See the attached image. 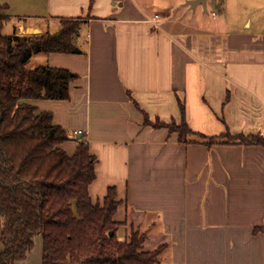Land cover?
<instances>
[{
	"label": "crops",
	"instance_id": "obj_1",
	"mask_svg": "<svg viewBox=\"0 0 264 264\" xmlns=\"http://www.w3.org/2000/svg\"><path fill=\"white\" fill-rule=\"evenodd\" d=\"M186 1L0 0V6L12 31L24 24L38 27V35L56 32L59 18H83L73 37L79 52H39L26 65L74 73L68 99L27 102L67 131L62 147L69 155L75 139H86L95 158L88 194L102 203L115 189L118 240L133 229L144 234V250L163 245L156 264H264V146L185 142L144 124L145 117L179 124L180 102L195 132L264 135L263 22L253 29L247 16L237 29L225 8L217 15L210 0L206 10ZM1 224L0 217V235ZM41 248L37 236L17 264H41Z\"/></svg>",
	"mask_w": 264,
	"mask_h": 264
},
{
	"label": "trees",
	"instance_id": "obj_2",
	"mask_svg": "<svg viewBox=\"0 0 264 264\" xmlns=\"http://www.w3.org/2000/svg\"><path fill=\"white\" fill-rule=\"evenodd\" d=\"M0 6V264L24 261L40 236L41 264H156L163 245L144 250V234L131 229L118 240L120 222L113 216L119 204L113 187L103 202H93L88 186L95 178V158L87 142L69 155L62 147L67 131L38 111L32 99L66 100L76 75L65 68L26 65L44 52L77 53L73 42L83 18H59L56 32L19 36L2 32L9 16ZM181 121L166 123L144 118L153 128L177 132L178 139L211 145L221 142L264 146V135L215 136L193 131L179 102ZM195 139L188 140L189 137ZM226 138V141H223ZM114 231L110 236L109 231Z\"/></svg>",
	"mask_w": 264,
	"mask_h": 264
},
{
	"label": "rangeland",
	"instance_id": "obj_3",
	"mask_svg": "<svg viewBox=\"0 0 264 264\" xmlns=\"http://www.w3.org/2000/svg\"><path fill=\"white\" fill-rule=\"evenodd\" d=\"M264 0H255L253 4H238L236 6H230V0H210L211 7L209 10L213 9L217 15H221L224 12V8L226 9L227 13L231 16H235L237 19V29H240L241 22L247 17H251L252 21V28L255 29V24L257 21L263 22L262 25H259L261 28L264 27ZM221 3V5H220ZM235 3H232V5ZM245 5L247 7H245ZM3 12L8 15L4 10ZM9 16V15H8ZM11 17L6 18L3 24L2 32L4 34H9L12 32L11 24L12 19ZM17 20H19L17 18ZM236 28V26H235ZM38 34H33L29 36H35ZM31 67V66H30Z\"/></svg>",
	"mask_w": 264,
	"mask_h": 264
},
{
	"label": "water",
	"instance_id": "obj_4",
	"mask_svg": "<svg viewBox=\"0 0 264 264\" xmlns=\"http://www.w3.org/2000/svg\"><path fill=\"white\" fill-rule=\"evenodd\" d=\"M186 5H190L191 7H195L196 5H201L204 10H206V0H187ZM40 29L38 27L28 28L26 25H21L15 30V34L19 36H27L33 34H39ZM114 231H109L108 235H112Z\"/></svg>",
	"mask_w": 264,
	"mask_h": 264
},
{
	"label": "built area",
	"instance_id": "obj_5",
	"mask_svg": "<svg viewBox=\"0 0 264 264\" xmlns=\"http://www.w3.org/2000/svg\"><path fill=\"white\" fill-rule=\"evenodd\" d=\"M76 134H78L79 136H81V135L84 134V132H83L82 130H77V131H76ZM81 141H82L83 143H86V142H87L86 139H82Z\"/></svg>",
	"mask_w": 264,
	"mask_h": 264
}]
</instances>
